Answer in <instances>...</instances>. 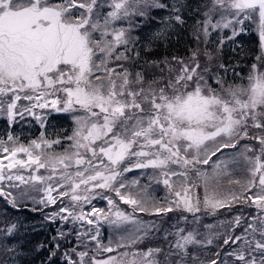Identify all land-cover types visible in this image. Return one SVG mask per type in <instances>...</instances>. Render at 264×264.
Here are the masks:
<instances>
[{"label":"snow or ice","instance_id":"1","mask_svg":"<svg viewBox=\"0 0 264 264\" xmlns=\"http://www.w3.org/2000/svg\"><path fill=\"white\" fill-rule=\"evenodd\" d=\"M156 10L163 30L142 44ZM189 16L186 56H145ZM250 26L248 72L216 61L212 33H231L218 53ZM51 112L70 134L48 133ZM26 116L43 130L0 138V198L53 208L50 261L74 237L64 264H264V0H0V117ZM16 232L6 221L0 249Z\"/></svg>","mask_w":264,"mask_h":264},{"label":"trees","instance_id":"2","mask_svg":"<svg viewBox=\"0 0 264 264\" xmlns=\"http://www.w3.org/2000/svg\"><path fill=\"white\" fill-rule=\"evenodd\" d=\"M166 2L172 3L173 0H166ZM194 2L195 0H193ZM153 14L155 19L145 20L138 30L142 38V44H147L148 40L152 39L156 32L163 30V20L167 13L163 10H156ZM192 24L193 18L189 16L185 28L173 30L176 35L168 39L153 40L151 51L145 53V56L157 60L164 57L171 58L173 55L186 56L189 47L196 46L192 36ZM225 35L227 33L222 36ZM210 38L212 42L209 41L207 46L210 50H213L215 47L217 48L219 35H212ZM213 52L218 62H223L229 66V69L238 65L237 70L241 71L242 74H246L251 64L255 61V57L259 54L258 37L255 32L248 30L235 36L232 40H226L220 52ZM232 76L233 73L229 70V78H232ZM71 128L72 120L66 113L47 117V131L49 134L60 133L61 135H67L70 134ZM42 130L36 127L29 118L21 120L18 127L14 125L11 128H8L4 120L0 121V135H2L0 138L12 132L21 137V139L26 140L39 135ZM130 175H135V173ZM157 195L163 196L164 192L160 191ZM94 203H97L98 206H104V202L94 201ZM237 210V208H233L231 211L223 209L216 216L201 214V222L209 224H216L221 221L226 222L231 219L232 214ZM52 211V207L42 208L38 204L34 205L31 201L24 202V205L17 210L9 207L6 201L0 198V229L3 228L6 221H11L17 225V232L12 239V243L6 245L7 248L15 249L16 251L0 249V261H3L4 264H8L9 261H11V264H64L61 253L73 245L75 238L70 237L68 240H61L60 252L52 258V261L49 260V251L53 244L52 238L56 235L58 228L62 227L60 222L52 223L45 218L46 214H50ZM243 211L248 214L254 210L245 208ZM175 215V213L170 214V216ZM145 219L149 218L145 217ZM239 231L241 229H237V232Z\"/></svg>","mask_w":264,"mask_h":264},{"label":"rangeland","instance_id":"3","mask_svg":"<svg viewBox=\"0 0 264 264\" xmlns=\"http://www.w3.org/2000/svg\"><path fill=\"white\" fill-rule=\"evenodd\" d=\"M248 30H249V31L252 30L253 32H255V34H256L257 37H258V33L255 31L254 26H250ZM225 33H227V35H230V34H231L229 30H226L225 32H221V33H219V34L216 33V32H213L212 35H219V37H220V36H222V35L225 34ZM209 41H211V38L209 39ZM258 41H259V37H258ZM211 42H212V41H211ZM212 51H216V47H215ZM261 54H262V51H261L260 42H259V54H258V55H261ZM215 57H216V55H215ZM202 59H203V58H202ZM216 61H218V60H217V57H216ZM59 114H61V113H56V112H51V113H50V115H59ZM48 116H49V115H48ZM26 118H29V120H30L32 123H34V125H35L36 127H38L40 130H42V129L39 127V125L37 124V122H36L31 116H26ZM69 118H70V116H69ZM70 119H71V118H70ZM2 120H4L5 123H6V125L8 126V128H10L9 125H8L7 120H6L5 118H3V117H0V121H2ZM20 122H21V120H20L18 123H16L15 125L18 127L19 124H20ZM12 127H14V125H13ZM0 136H2V135H0ZM57 207H58V206H57ZM219 223H220V222H217L216 224H214V223H210V224L218 225ZM71 238H72V237H71Z\"/></svg>","mask_w":264,"mask_h":264}]
</instances>
